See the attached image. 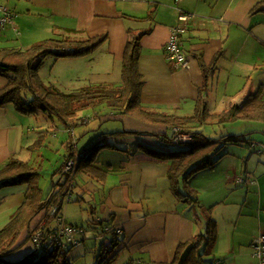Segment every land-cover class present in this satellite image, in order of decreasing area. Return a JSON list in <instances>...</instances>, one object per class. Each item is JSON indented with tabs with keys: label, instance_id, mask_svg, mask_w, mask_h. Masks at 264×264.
Returning <instances> with one entry per match:
<instances>
[{
	"label": "crops",
	"instance_id": "1",
	"mask_svg": "<svg viewBox=\"0 0 264 264\" xmlns=\"http://www.w3.org/2000/svg\"><path fill=\"white\" fill-rule=\"evenodd\" d=\"M25 1L27 15L13 17L12 24L8 26V29L11 28L12 31H15V28V32L20 33L21 40L24 33L27 32L34 38L30 39L29 45L37 40L54 37L58 34L104 38L88 56L92 55L94 59L96 58V65L92 73H88L86 76L87 80L89 79L88 84L115 85L120 83L124 46L128 39L137 36L141 30L145 31L140 35L138 69L143 80L141 102L145 108L151 111L186 116L193 113L199 87L202 86L203 80L197 55L202 57L204 63L209 64L215 54L221 51V55L215 63L214 72L209 79L208 91L204 95V100L210 111L220 112L237 100L236 97L240 89H230L234 77L244 76L248 79L251 76L250 73L242 75L239 72L240 50L239 52L234 51L230 57H227L230 52L228 45H230L232 26L235 24L248 26L256 12L262 11L259 8L254 9L259 0ZM1 2L7 4L8 0H1ZM181 13L192 14V16L183 21L179 19ZM33 16L35 18L30 20ZM135 17L137 19H134ZM21 18H24L23 22ZM177 25L184 27L179 39L180 45L189 59L188 67L174 68L164 52V45L171 30ZM8 29L2 30L0 38L5 35ZM69 30H73V33H69ZM97 53L100 54L97 55ZM72 60L79 59L72 58ZM225 62L229 63L228 67L225 66ZM245 62L251 66L255 64V61L249 58L245 59L243 63ZM226 70H228L226 77L224 81H221V72ZM215 78L217 79V92L219 85L224 91L221 92L219 98H214L217 95L215 94L211 103L215 106L222 105L223 109L220 111L212 108L209 104L210 88ZM6 81L4 77L0 76V88L6 84ZM249 85L251 87L245 90V93L254 92L250 80ZM263 93L262 89L261 94L264 98ZM27 117L33 121L30 116L18 112L12 103L0 106V168L10 157L23 160L22 155L26 154L28 143L30 142L29 145L33 143L34 130L33 127H30ZM50 120L51 126L49 121L42 123L46 124L47 133L51 138L55 137L56 141L50 145L51 139L46 138L40 142L43 143L42 147L55 148L58 145L57 150L59 151L60 144L66 150L65 141L68 139V130L61 126L55 118ZM136 121H138L136 125H139L138 129L128 128L127 130L145 133L134 137H116V142L122 144L121 148L118 146H116L118 149L102 148L96 154L94 164L106 171L105 179L98 181L81 171L75 178L77 184L74 189L75 201L77 199L87 200L88 197L91 199L89 195L93 194L94 196L92 191L98 190L99 187L109 188L106 197L100 196L101 201L97 202L96 199H93L95 202L92 203L96 212L100 204V215H97L95 220L110 223L112 229H121V233L116 239L117 246L112 252H116L115 264H140L148 260L156 262L172 260L179 243L205 231L208 216L216 221L217 233L207 263L258 264V259L253 254L252 240L264 231V196L259 195L255 200L248 197V190L243 201H239L233 196V193L226 191L225 188L221 190L216 178H211V187H208V185L195 183L198 176H193L191 185L200 193V206L202 200L204 208L205 206L211 208L210 212H207L206 209L205 211L199 209L200 216L198 217V214H194V212H196V207L200 206L178 202L171 193L167 177L168 162L144 159L139 149L140 145L151 141V139L144 140L141 136H155V142L159 144L161 140L158 136L167 131L166 128L158 124ZM55 126L57 127L55 128ZM76 128L73 127L74 136L71 135V137H75L72 145L75 151L82 149L79 148V144L84 149L92 142V138L101 133L92 132V136H90L91 130L89 129L88 134L83 135V139L79 141L82 136L78 137L79 129ZM111 138L115 137H108L107 141ZM124 148L126 149L123 150ZM121 151L124 152V155L121 154ZM41 154L42 150L38 154L39 158ZM31 158L30 156L28 161H31ZM225 159L219 162L218 166L227 163L223 170V173L228 176L227 182L236 177L237 180L242 179L241 181L244 182L243 178L235 174L237 167L231 169L232 161L229 160V162ZM58 161H60V166L62 158ZM33 164L36 165V162ZM58 167L55 169L56 173L53 172L50 183L59 174ZM109 177L114 182L110 186L107 183ZM219 180L226 181L225 176ZM246 182L253 183L254 181L251 179ZM39 184L43 190L40 182ZM26 189V184L8 185L0 188V228L9 221L18 205L23 202ZM157 189L161 192H158ZM65 208L67 209L68 206L65 205L63 208L64 221L70 226L83 228V231L78 229L73 232L74 238L79 243L82 238H85L88 228L81 225L82 221H75L74 217L68 218ZM109 232L95 234V237L98 235L97 238L101 239V242L96 241L93 245L89 242L88 249L83 248L86 247L87 238L76 248L92 252V246L95 250L106 242L107 236L112 237V233ZM89 236L92 237L90 233ZM31 248L32 243L27 242L13 255L16 256L15 258L21 257ZM92 262L93 259L89 264Z\"/></svg>",
	"mask_w": 264,
	"mask_h": 264
},
{
	"label": "trees",
	"instance_id": "2",
	"mask_svg": "<svg viewBox=\"0 0 264 264\" xmlns=\"http://www.w3.org/2000/svg\"><path fill=\"white\" fill-rule=\"evenodd\" d=\"M257 8L264 10V0L256 3L254 9ZM72 31L68 32L73 33ZM144 33L145 31L141 30L137 36L128 39L124 46L120 83L115 85L88 84L71 92L61 91L58 87L42 81L38 68L43 59L49 54L55 57L90 54L104 38L99 36L73 37L63 34L61 37L37 40L24 49L0 46V76L5 75L7 80L6 84L0 88V106L13 103L15 108L24 114L35 113L36 110L41 109L48 114L50 119L55 118L70 134L65 141L66 152L62 156L61 165L57 168L59 175L65 177L64 181L54 182L53 180L46 194L39 184L38 167L28 161L10 157L0 168V188L16 184L27 185L23 202L18 205L9 221L0 228V264H73L69 256V246L75 245L78 240L74 241L76 238L73 234V238L68 237L63 228L70 227L80 231H83V228L70 226L64 221L62 214L65 204L73 199L77 185L75 176L81 171L95 180L105 179L106 171L94 164V157L101 148H118L109 143L102 145L100 141L106 137L145 133L126 128L101 132L83 150L75 151L72 146L75 137L71 140V135L74 136L73 127L87 121L86 116L78 115L79 111L105 105L115 110L118 116L128 115L148 124L162 125L167 131L171 130V136L167 134V131L159 134L158 137L161 140L159 144L167 146L173 143L180 146L185 145V148L169 151L165 147L153 148L142 144L139 149L144 159L168 162L167 177L171 193L178 202L194 206H200L197 189L191 185L194 174L213 164L214 156L220 159L223 155L221 150L227 144L250 142L247 133H223L218 137H211L199 129V126L207 123L223 125L236 120L264 123V98L261 94V86L254 92L241 94L243 98L232 102L220 112L209 110L204 95L208 91L209 79L214 72L215 63L221 51L215 54L209 64L204 63L200 55L196 56L200 62L203 80L191 115H175L145 108L141 102L143 80L138 69L140 35ZM180 50L187 57L181 45ZM174 128L179 129V133L186 134L189 138L175 143L173 141ZM76 152L82 153L81 158L75 161L71 169H64L66 162L73 158ZM210 210L211 208L208 211ZM92 221L96 228H99V234L106 231L112 233V237H105L106 242L100 245V253L93 264H115L117 256L116 252H112L117 246L116 239L121 229H112L110 223H104L101 220ZM118 229L120 231H117ZM216 233V221L208 216L205 231L179 243L172 260L162 262L148 260L140 264H209L204 256L211 252ZM34 236H37L36 239ZM27 242L32 243V248L21 257H12Z\"/></svg>",
	"mask_w": 264,
	"mask_h": 264
},
{
	"label": "rangeland",
	"instance_id": "3",
	"mask_svg": "<svg viewBox=\"0 0 264 264\" xmlns=\"http://www.w3.org/2000/svg\"><path fill=\"white\" fill-rule=\"evenodd\" d=\"M25 0H8L7 4L5 6L12 10L15 16H24L27 15L26 9H25ZM13 18V19H14ZM35 16H33V20ZM24 18H21L23 22ZM253 22V23H252ZM9 24H7L3 30L8 29ZM21 32V31H20ZM25 32V31H24ZM63 34L55 35L54 37H61ZM22 40L20 39V33H17L15 31H12L11 28H9L5 35H2L0 38V46H8V47H16L19 49L27 48L28 45L31 43L30 39L32 36H30L27 32L24 33V36H22ZM36 39V38H35ZM227 44V42H226ZM228 47L230 48V52H228L229 55H232V53L235 51L240 50L239 56L240 64H239V72L243 75V73H250V78L246 79L244 76L240 77H234L232 79V85L230 87L231 90H239V93L237 94L236 98L242 97L241 94L245 93L244 91L247 89H250L249 80L252 81V90L256 91L259 86L262 87L264 92V12H256L255 17L251 18V23L248 26H244L242 24H235L232 26L231 29V36L229 41ZM100 53H97L99 55ZM89 54L82 55V56H76V57H55L54 55H47L42 63L40 64L39 75L44 83L52 84L56 87H58L61 91L64 92H71L76 91L80 89L81 87H84L88 85V81L86 76L88 73H92L93 68L96 65V58L91 55V57H88ZM72 58H77L79 60L75 61L72 60ZM253 59L255 62L254 66H251L248 62H244L245 59ZM91 64L92 66H90ZM225 66L228 67L229 63L225 62ZM226 71L221 72V81H224V78L226 77ZM4 74H6L4 72ZM5 78V75H3ZM6 79V78H5ZM91 81V80H90ZM216 81L210 88L211 95L209 96V104L212 108L217 109L220 111L222 108V105L215 106L212 101V97L217 94L214 98H219L221 95V92L224 91V89L221 90V87L219 85V91L217 92L216 88ZM243 81V82H242ZM241 84V85H240ZM239 85V86H238ZM237 87V88H236ZM239 87V88H238ZM210 94V93H209ZM264 95V93H263ZM30 97V95H29ZM243 98V97H242ZM13 105V103H12ZM115 110H112L111 108L100 105L95 108L90 109H84L82 111L78 112V115L81 117L86 116V123H82L78 126H76V129H79V141L83 139V135L88 134L90 131V136H92V132H102V131H115V130H121L123 128H133L138 129L136 126L138 124V119L134 120L135 118L130 117L128 115H119L115 114ZM19 112V111H18ZM21 113V112H20ZM114 113V114H113ZM24 114V113H22ZM25 115V114H24ZM27 116H30L32 120H30L27 117V120L30 122V127H33V143L31 145L27 146V152L22 157L24 161H28L29 157L31 156V163L36 162L35 167H38L39 170V182L41 183L43 187L44 194L47 193V191L50 189L51 183L50 179L52 177L53 172L55 171L56 167L59 166L58 159L60 160L66 150L63 149V146L59 144V151L57 150V147H47L43 146V143H40L42 140H45L46 138L51 139L50 145L52 144L54 138H51L47 133L45 126L46 124H43L42 122L49 121L51 126V120L48 114H46L45 111L38 109L34 113H27ZM84 125V126H82ZM141 125V123H140ZM90 129V130H89ZM199 129L204 131L207 135L211 137H218L219 135L223 133H229V134H241V133H247V135L250 137V142L248 143H229L221 150V153L223 152V155L220 159L217 157H213L212 161L214 162L211 165L206 166L203 169H200L194 174V176H198L195 180V183H198V185H208V187H211V178H216L217 182L219 183V186L222 189H226V191H229L233 193V196L239 201H243L245 196L252 197L255 200L259 195L264 196V123L260 121H247V120H236L225 124H201L199 126ZM89 130V131H88ZM76 132V133H78ZM68 137L70 136L69 133ZM167 134L169 136L172 135L171 130L167 131ZM89 136V139H90ZM136 135H133V137ZM53 137V136H52ZM67 137V138H68ZM145 139H151V141L143 142L145 145L151 146L153 148H167L169 151H174L176 149H183L185 148V145H176L173 143H169L167 146H161L160 144H157L155 142V136H141ZM73 137H71L72 140ZM95 138V137H94ZM92 138V140H94ZM107 138H103L100 142L103 144L109 143V144H115V146L122 147V144H119L117 141V138H111L107 141ZM107 141V142H106ZM153 141V142H152ZM88 142V141H87ZM86 143V142H83ZM150 144V145H149ZM25 146V145H24ZM79 148L83 149V146L79 144ZM108 148V147H104ZM81 149V150H82ZM102 149V148H101ZM100 149V150H101ZM126 149V148H124ZM40 150H42V154L40 158L38 157V154L40 153ZM63 150V151H62ZM62 151V152H61ZM121 154L124 155V152L121 151ZM226 158V159H225ZM20 159V158H19ZM229 161L231 160L233 164L230 165V168L237 167L235 174L238 177L243 178L244 182H241L237 180V177L235 179H230L227 182L228 176L223 173V170L225 169V166H227V163H222L220 166L219 162L222 160ZM95 160V157H94ZM230 162V161H229ZM229 166V165H228ZM84 173V172H83ZM225 176V180H219ZM65 177L61 175H57L54 178V182L57 181H64ZM76 178V176H75ZM253 180V183H247L246 181ZM93 183H95L94 180H92ZM108 186L113 185L114 182L112 178H107ZM105 190V191H101ZM159 189H157L158 191ZM109 188L106 189L100 188L96 191H92L94 193L92 195H89L91 199L88 197L87 200H76L73 196V199L70 202H67L65 205L68 208H65V211L69 217H74L75 221H82L81 225L84 227L87 226V234H85L84 239H88L86 242V247L84 246V249H88L87 246L89 245V242L92 243V245L96 241H100L95 237V234H99L100 231L99 228H96L94 225V222L92 220H95L97 215H100V204L98 205L97 212L95 211L94 204L92 202H95L93 199H96L97 202L101 201V197H106V194H108ZM101 192V194H100ZM158 192H161L159 190ZM228 192V193H229ZM198 197L200 198V193H198ZM203 199V196H202ZM204 200V199H203ZM199 209L208 212L210 209V206L207 208V206L202 205L201 200V206L196 207V212L194 214H198V217L200 216ZM198 210V213H197ZM203 213V212H202ZM66 219V217H65ZM89 233L92 237L89 236ZM110 235V234H109ZM109 238V236H108ZM80 239V238H79ZM82 240L79 243H82L84 241ZM76 245H71L70 247V253L69 256L71 257L73 264H89L90 261L93 259L92 264L94 263L95 259H97L98 254L100 253V246L97 247V249H93L92 246V252H85L82 249H77ZM82 247V246H81ZM13 257H16L13 255ZM209 258V254L204 256V259L207 261ZM120 261V260H118Z\"/></svg>",
	"mask_w": 264,
	"mask_h": 264
},
{
	"label": "built area",
	"instance_id": "4",
	"mask_svg": "<svg viewBox=\"0 0 264 264\" xmlns=\"http://www.w3.org/2000/svg\"><path fill=\"white\" fill-rule=\"evenodd\" d=\"M191 16L192 14L181 13L179 15V19L185 21L188 19V17ZM13 17H14L13 11L9 10L5 6V4L2 3L0 0V33L7 24L9 25L12 24ZM14 30L16 31L15 28ZM183 30H184L183 26H179V25L174 26L171 30V34L167 42L164 45V52L166 58L174 68H183V67H188L189 65V59L181 52L179 45V35L183 32ZM240 99L241 97L237 98V100L235 101H239ZM173 131H174L173 141L175 143L183 142L184 140H187L189 138L188 135L179 133L178 132L179 129L174 128ZM81 156H82L81 152H76L75 156L73 158H70L66 162L64 169H71L74 166L75 161L81 158ZM63 230L68 237H71L73 232L76 231L74 228H70V227H65L63 228ZM117 231L120 230L118 229ZM36 237L37 236H34V239H36ZM75 240L76 239H74V241ZM252 247H253V254L258 259V264H264V231L253 238ZM210 264H218V262H212Z\"/></svg>",
	"mask_w": 264,
	"mask_h": 264
}]
</instances>
